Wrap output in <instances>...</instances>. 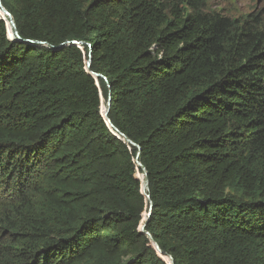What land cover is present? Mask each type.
Segmentation results:
<instances>
[{"label":"trees","instance_id":"16d2710c","mask_svg":"<svg viewBox=\"0 0 264 264\" xmlns=\"http://www.w3.org/2000/svg\"><path fill=\"white\" fill-rule=\"evenodd\" d=\"M6 1L0 264H264L262 14Z\"/></svg>","mask_w":264,"mask_h":264},{"label":"rangeland","instance_id":"374dc122","mask_svg":"<svg viewBox=\"0 0 264 264\" xmlns=\"http://www.w3.org/2000/svg\"><path fill=\"white\" fill-rule=\"evenodd\" d=\"M85 5L91 0H80ZM8 6H16V0H7ZM208 9L223 15L238 18L249 13H261L264 19V0H207Z\"/></svg>","mask_w":264,"mask_h":264},{"label":"water","instance_id":"95a60500","mask_svg":"<svg viewBox=\"0 0 264 264\" xmlns=\"http://www.w3.org/2000/svg\"><path fill=\"white\" fill-rule=\"evenodd\" d=\"M0 9L4 12V14H6L7 16L10 17L11 26H10V24H8V21L6 20V18L5 17H2V18H4L7 21L8 29L10 28V31L8 30V33H9L10 38L13 39L15 37L16 39H21L20 36H19V33H18V29H17V25H16V22H15V19H14L13 15L10 13V11L3 5L2 0H0ZM72 43L80 44L81 42H79V41H72ZM89 47L91 49V45L90 44H89ZM90 66H91V53L89 54V59L87 61V68H90ZM93 74L95 76H97V77L98 76H101L98 73H93ZM110 106H111V99H109L107 101V107H106V109L104 111V116H105L106 120L108 121L109 125L113 129H115V130L118 131V129L113 125V123L111 122V120L109 119V116H108L109 110H110ZM122 135L124 136V138H125V140L127 142L135 145L138 148V150H139L138 155H139L141 147L139 145L135 144L131 139H129L124 134H122ZM137 164L139 166H141L142 170L144 171L145 178L143 180L142 189H143V192L147 195V197H149V194L146 193V191L149 189V179L147 177L146 167L139 160H137ZM152 207H153V203L150 201V209ZM148 216H149V214H148ZM147 224H148V220L145 221V222H143V224L140 226L139 230L142 231L143 233L147 234L151 238V240H152L153 244L155 245L156 249L160 252L161 249H160L159 245L154 240V238L152 237V235L150 234V232L146 230V225ZM169 260H170V264H174L173 258L171 256H169Z\"/></svg>","mask_w":264,"mask_h":264},{"label":"bare ground","instance_id":"6f19581e","mask_svg":"<svg viewBox=\"0 0 264 264\" xmlns=\"http://www.w3.org/2000/svg\"><path fill=\"white\" fill-rule=\"evenodd\" d=\"M10 18V17H9Z\"/></svg>","mask_w":264,"mask_h":264}]
</instances>
